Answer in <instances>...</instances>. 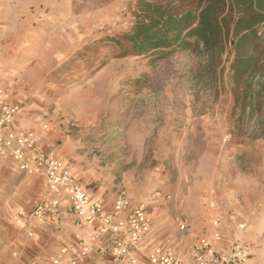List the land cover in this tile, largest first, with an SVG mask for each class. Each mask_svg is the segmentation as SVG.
<instances>
[{"label": "rangeland", "instance_id": "1", "mask_svg": "<svg viewBox=\"0 0 264 264\" xmlns=\"http://www.w3.org/2000/svg\"><path fill=\"white\" fill-rule=\"evenodd\" d=\"M140 1L0 0V82L72 134L98 183L159 213L180 250L219 219L227 246L241 240L264 264V139L235 123L230 57L211 78L194 51L151 60L94 47L130 29Z\"/></svg>", "mask_w": 264, "mask_h": 264}, {"label": "built area", "instance_id": "2", "mask_svg": "<svg viewBox=\"0 0 264 264\" xmlns=\"http://www.w3.org/2000/svg\"><path fill=\"white\" fill-rule=\"evenodd\" d=\"M5 94L0 89V158L13 162L28 176L44 178L49 185V194L32 211L20 213V217L30 224H47L58 216L65 200L81 222L98 223L89 240L62 246L50 264H82L101 242L110 247V260L104 264H185L171 247H156L145 253L143 243L152 229L147 207L133 204L126 191L118 190L112 209L106 210L103 202L92 198L70 173L67 160L39 147L34 130L15 128L19 109L1 99ZM43 128L48 130L49 125ZM229 221L236 223L239 230H245V224L236 221L235 215H230ZM179 227L188 228L182 222ZM251 257L249 247L241 240L235 239L225 248L220 231L198 237L191 248V264H248Z\"/></svg>", "mask_w": 264, "mask_h": 264}, {"label": "trees", "instance_id": "3", "mask_svg": "<svg viewBox=\"0 0 264 264\" xmlns=\"http://www.w3.org/2000/svg\"><path fill=\"white\" fill-rule=\"evenodd\" d=\"M129 30L97 41L115 56L159 60L194 51L213 78L230 57L232 114L264 139V0L140 1ZM223 70V68H222Z\"/></svg>", "mask_w": 264, "mask_h": 264}, {"label": "crops", "instance_id": "4", "mask_svg": "<svg viewBox=\"0 0 264 264\" xmlns=\"http://www.w3.org/2000/svg\"><path fill=\"white\" fill-rule=\"evenodd\" d=\"M14 84L0 82V89L6 91L1 99L19 109L15 128L34 130L39 147L45 151H53L67 160L69 171L78 179L79 184L92 198L101 200L106 210H111L116 193L113 195L106 185L98 183V174L78 152L72 134L62 133L60 127L54 125L55 122L47 116L36 120L33 108L24 106L20 100L18 101L20 96L16 95L17 86ZM47 124L49 129L44 130L43 127ZM48 194L49 185L44 178L28 176L20 172L13 162L0 158V264H50L55 253L62 246L76 245L83 240H89L93 235L98 223L81 222L65 200L58 216L47 224H30L20 217V213L32 211ZM59 196L62 199L66 198L64 195ZM132 203L142 202L132 200ZM147 209L152 218V229L143 243L145 253L151 252L156 247H171L185 264H191V248L197 238L202 235L211 236L217 231L224 235V247L227 248L225 241L227 237L222 231V221L219 219L212 221L210 230H201L195 234L191 248L182 251L168 240L172 233L167 234L170 237L166 240L164 227L160 226L157 219L159 213H153L149 207ZM176 221L180 222L178 219ZM216 222H218L217 226ZM179 230L183 234H189L191 231L188 228L181 230L180 227ZM109 260L110 247L108 243L101 242L90 258L82 264H104ZM248 264L260 263L252 256Z\"/></svg>", "mask_w": 264, "mask_h": 264}]
</instances>
